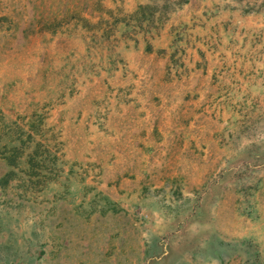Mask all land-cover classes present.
Masks as SVG:
<instances>
[{"label":"rangeland","instance_id":"rangeland-1","mask_svg":"<svg viewBox=\"0 0 264 264\" xmlns=\"http://www.w3.org/2000/svg\"><path fill=\"white\" fill-rule=\"evenodd\" d=\"M137 2L0 0V264H264V0ZM139 33L135 138L102 70Z\"/></svg>","mask_w":264,"mask_h":264},{"label":"crops","instance_id":"crops-1","mask_svg":"<svg viewBox=\"0 0 264 264\" xmlns=\"http://www.w3.org/2000/svg\"><path fill=\"white\" fill-rule=\"evenodd\" d=\"M142 2L144 0H138L137 3ZM134 36L138 40L137 42L134 39H129L127 42L113 45L112 52H114L116 58L115 67H105L102 72L107 78V83L114 90L121 88L122 93H125L119 101L108 98L113 105L117 103V107L109 111V115L115 113L122 125L130 122V132L125 133V135L140 138L143 134L149 136L156 129L159 131L156 127L153 129L154 121L162 123L164 118L163 112L161 110L157 112L155 106H153L150 95L151 93L156 95L155 89L162 91L166 86V84H162L161 78L164 67L168 63L167 55H156V52L165 49V47L167 48V39L159 36L150 38L143 35V33ZM149 48H152V51L146 53V49ZM170 56L171 54H169ZM153 70L156 72L155 82L157 81L159 84H151ZM122 71L124 73H121ZM129 81H132V84H125ZM150 107H154V109ZM143 122L150 123V126L143 127ZM160 134L163 135L162 130Z\"/></svg>","mask_w":264,"mask_h":264}]
</instances>
